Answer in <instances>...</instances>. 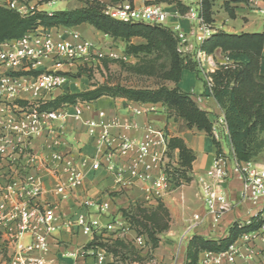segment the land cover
Returning <instances> with one entry per match:
<instances>
[{
    "label": "built area",
    "instance_id": "2783aa9c",
    "mask_svg": "<svg viewBox=\"0 0 264 264\" xmlns=\"http://www.w3.org/2000/svg\"><path fill=\"white\" fill-rule=\"evenodd\" d=\"M86 5L94 0H76ZM102 4L105 15L124 22L162 25L170 28L180 41V51L187 42V34L179 23L172 24L174 19L186 17L195 23L190 32L196 43L200 45L217 30L214 24H207L200 16V6L186 15L169 12V6L163 2L145 0L142 6H137L135 0H97ZM229 6L236 9L239 4L258 11L264 15V0H227ZM48 3H53L49 0ZM201 3V1H200ZM226 3V2H225ZM0 5L27 14L34 7L27 5L25 0H0ZM184 53V52H183ZM206 53L198 49L195 59L199 69L205 72L206 93L211 95L213 80L210 76L215 70H208L211 64ZM118 54L114 49L101 51L98 45L85 39L77 32H71L68 37L63 34H51L46 31L30 32L21 39L6 41L0 44V264H59L57 258L52 256L53 247L59 248L60 243L54 238L58 229V216L56 204H41L40 198L44 192V183L40 175L34 170L42 165L48 168L50 160H54L63 167L65 180L58 181L53 194L62 200L84 185V173L77 163L61 155L55 148V143L45 145L41 152H36L33 143L36 139L47 138L55 132V125L63 127L70 115L67 107L60 109L41 110V107L53 98L56 90L69 88L73 76L55 70L42 69L45 60L61 64L90 66V63L100 64L104 60H114ZM225 64H228L225 58ZM218 68V67H217ZM148 110L138 111V114L148 113ZM83 110L76 106L74 117L81 118ZM104 112L99 113L103 118ZM89 132L94 134L96 127L102 126L107 130L104 122L89 121ZM108 133H105V139ZM169 137L163 131L151 127L147 129L143 138L138 141L123 140L119 147H108L104 158L107 162L105 168L113 171L116 157L125 156L135 151L132 164L126 170L117 172V180L121 185H132L136 181L152 182L147 192L156 198H162L171 191L173 183L169 172L176 166L168 154ZM164 147V151L153 154L152 148ZM154 158V163L148 158ZM233 164L234 170L242 181L241 198L258 207L264 212V163H239L223 153L216 156L210 168L199 177V182L205 185V202L215 221L220 219L221 209L228 206V198L224 192L211 191L206 180L224 182L229 178V167ZM91 168L97 171L101 162L93 160ZM160 171L158 178H153L154 170ZM59 167L55 174L58 175ZM128 177H124V175ZM83 206L88 208L96 206L100 213L109 209L108 203L86 200ZM256 214V215H257ZM254 215V216H256ZM199 220V216H195ZM250 220V219H249ZM249 220L246 221L249 223ZM77 230L86 236V244L76 245L64 251L63 256L71 258L73 264H86L87 259L92 264H106L109 256L106 248L98 243L107 238V233H117V239H124L129 231V225L121 221H112L106 225L92 218L87 213H80L74 221H69ZM264 225L260 230L243 235V253L237 242L226 252L207 253L215 255L217 264H237L236 259H259L263 253L258 251L254 243L262 237ZM143 237H138L141 242Z\"/></svg>",
    "mask_w": 264,
    "mask_h": 264
},
{
    "label": "crops",
    "instance_id": "0c3cea01",
    "mask_svg": "<svg viewBox=\"0 0 264 264\" xmlns=\"http://www.w3.org/2000/svg\"><path fill=\"white\" fill-rule=\"evenodd\" d=\"M30 7H37L38 10L53 12L49 7L53 3H40L42 0H25ZM65 4V10H72L82 6L76 0H62ZM145 0H135L137 6H142ZM227 0H218L219 5L224 4ZM168 10L173 15L172 9ZM236 14H239V32L235 31L232 26L214 23L217 30H222L231 34L240 33H264V15L258 11L249 9L242 4L236 9ZM179 23L182 30L187 34V42L182 47L185 54L196 55L199 45L196 43L190 30L195 27V23L188 22L187 19H174L172 24ZM46 31L51 34H63L68 37L71 32L81 34L85 39L100 45L109 43L113 39L96 31L88 25H82L72 29H43L40 28L37 32ZM109 38L110 40H106ZM118 42H121L118 40ZM135 44L145 43L141 38L132 40ZM124 44L123 42H121ZM264 56V49H263ZM211 64L208 65V70L217 69L218 65L225 64V57L221 50H216L213 55H206ZM42 69L61 71L73 76L69 83V88L66 90H56L53 92V97L61 95L65 91L77 93L91 88L87 78H77L75 74L79 70V65L61 64L57 66L54 61L45 60L41 67ZM198 79L203 80V89L197 92V85L193 81V75ZM185 71L179 83V87L185 91L191 89L194 100L201 109L207 112L208 118L214 123V133L217 140L221 143L223 152L229 156L233 162L235 161L234 152L230 143L227 128L224 122V112L216 103L214 98L206 93L205 72L201 71L190 72L188 78L183 83ZM79 82V84L77 83ZM75 86L76 90L73 89ZM79 86V87H78ZM79 106L83 110L81 118L74 117V109ZM69 116L64 122L63 127L55 125V132L51 133L47 138L36 139L33 147L36 152H41L45 145L55 143L57 151L66 156L68 159L74 160L79 168L84 173V185L71 193L66 199H61L53 194V190L58 181L65 180L63 167L58 165L54 160H50L48 168L39 165L34 172L40 175L44 183V192L40 198L41 204H56L58 216V229L54 234V238L59 241L60 247H53L52 256L57 258L59 264H73V260L63 256V252L73 248L76 245L86 244L89 239L81 234L77 228L69 221H74L80 213H87L92 218L98 219L102 225H106L112 221H121L125 225L128 223L123 219L120 210L128 209L131 205L137 203L146 206H156L158 202H162L171 214L170 229L163 233L160 238V246L154 250L153 259L150 262L142 264H186V246L188 241L195 235L203 236L209 239H219L227 234L229 227L235 221H248L251 217L257 214L259 208L253 206L248 201H243L241 198L242 181L234 170L233 164L230 165L229 178L224 182L213 181L207 179L206 184L209 185L211 191L224 192L228 198V206L221 209L220 219L215 221L214 215L210 213L208 205L205 202V185L199 182V177L203 175L212 165L215 158V147L213 140L205 132L197 129H190L187 122L182 118H175L162 104H143L133 101H128L122 98L101 97L93 102L78 103L67 107ZM148 110V113L138 114V111ZM104 112L103 118L99 117V113ZM104 122L107 128L98 126L94 134L89 132L87 123L89 121ZM151 127L157 131H163L169 138L176 137L182 139L185 144L193 150L196 159L192 164L190 183H183L179 187L173 186L171 191L165 194L162 198H156L147 192V188L152 182L136 181L132 185H121L118 183L117 172L120 170L126 171L132 164L135 156V151H130L125 156L116 157L115 168L109 171L105 168L107 162L104 155L108 147L117 148L123 140L140 141L147 129ZM108 137L105 139V133ZM223 138L221 139V133ZM224 144H227V148ZM164 151V147L157 146L150 150V153ZM101 162V168L97 171L92 170L91 163L93 160ZM172 159L175 163L179 160V151L172 153ZM148 162L154 163V158L149 157ZM59 167V174H55L56 168ZM160 171L154 170L153 178H158ZM128 177V175H124ZM86 200L94 202L108 203L109 209L105 213H100L96 206L84 207L83 203ZM199 216V220L195 216ZM133 231H129L126 236H132ZM113 239L117 240V233H112ZM134 238V237H133ZM125 241L127 240L120 239ZM142 240L146 239L143 237ZM130 244V243H129ZM133 245H137L133 242ZM243 242L237 241V246L242 247ZM255 248L263 253V257L259 259L245 260L237 258V264H264V233L254 243ZM215 255L207 256L202 253L199 256V264H217ZM114 257L109 254L106 264H115ZM91 259H87L86 264H92ZM131 264H141L133 262Z\"/></svg>",
    "mask_w": 264,
    "mask_h": 264
},
{
    "label": "trees",
    "instance_id": "16d2710c",
    "mask_svg": "<svg viewBox=\"0 0 264 264\" xmlns=\"http://www.w3.org/2000/svg\"><path fill=\"white\" fill-rule=\"evenodd\" d=\"M217 1L201 0L200 16L207 24L214 23L213 10ZM168 3L176 5L178 12L183 16L190 11V7L181 0H169ZM224 7L231 18H236V11L228 2L224 3ZM82 25H88L115 41L123 42L126 56L153 57V65L143 67L140 64L136 70L140 74L172 83L174 87L161 85L154 89L130 88L95 83L85 91L77 93L65 91L47 101L41 110H56L78 103H89L104 96L143 104H162L176 119H184L190 129L205 132L211 137L216 156L224 153L221 143L214 134V123L209 120L207 112L199 107L192 93L179 87L184 71L198 73L200 69L195 56L180 51V41L170 28L113 19L104 14L102 4L97 0L72 10L47 12L34 7L27 14L0 5V44L21 39L25 34L40 28L72 29ZM134 38H141L145 43L135 44L132 42ZM263 49L264 33L231 34L222 30H216L199 45V50L207 55H213L216 50H221L228 61L226 65H218L210 74L213 80L211 96L224 112V122L234 157L239 163L255 162L264 150ZM82 76L91 78V75L80 67L75 77ZM176 150L179 151V160L169 175L173 186L179 187L192 181L190 173L196 156L182 139L171 137L168 142L169 156L172 157ZM121 215L138 237L146 239L152 251L160 246V236L171 226L170 212L162 202H158L154 207L137 203L122 210ZM263 225L264 212H260L251 217L249 223L235 221L222 238L193 236L186 246V264H199V256L202 253L226 252L243 235L256 232ZM96 244L98 243L93 245ZM118 249L127 252L121 264L145 261L132 245L119 240L107 249L115 261L119 256Z\"/></svg>",
    "mask_w": 264,
    "mask_h": 264
},
{
    "label": "rangeland",
    "instance_id": "374dc122",
    "mask_svg": "<svg viewBox=\"0 0 264 264\" xmlns=\"http://www.w3.org/2000/svg\"><path fill=\"white\" fill-rule=\"evenodd\" d=\"M49 0H42L40 3H46ZM154 2H162L166 3L169 7H173V13H175V16L178 12L176 5H171L168 3L169 0H153ZM200 1L201 0H181V2L187 6L190 7V11L197 10L198 7L200 6ZM65 4L62 0H57L55 4L49 9L51 11H58V10H65ZM214 23L219 22L220 24H225L227 26H232L235 31L239 32V21L236 22V19L239 18V14H236V18H231L227 12V10L224 7V4L219 5V3H216V6L214 7ZM180 15V14H179ZM181 16V15H180ZM186 19V17H184ZM188 20V19H187ZM188 22L191 23V21L188 20ZM213 23V24H214ZM106 40H110L109 38H106ZM124 47L125 45L122 44L121 42L118 41H111L109 43H103L98 46V48L101 51L107 52L110 49H114L116 53L118 54V58L114 60H104L100 64H93L90 63V66L85 65L84 69L86 72L91 75L89 76H82L84 78H87L89 81V85L91 86L92 84L95 83H109L110 85H121L125 87H130V88H150L154 89L157 88L161 85H166L170 88L174 87V84L169 83V82H164L158 77H153V76H147L140 74L137 70L136 67L138 65H143V67L147 65H153V57H142V58H135V57H129L126 56L124 53ZM161 61L159 62V64ZM192 72L189 70L185 71L184 77H183V83H185V80L188 78V74ZM78 73V72H77ZM77 73L75 76H77ZM82 77H77V78H82ZM193 81L196 83L197 87V92H200L203 89V80L198 79L194 73L193 75ZM79 84V82H77ZM79 87V86H78ZM73 89L76 90L75 86H73ZM183 90V89H182ZM189 92L191 93V89H188ZM185 91V90H184ZM215 134V133H214ZM223 132L221 133L220 138L222 139L223 137ZM216 136V135H215ZM225 147L227 148V144H224ZM227 155V154H226ZM258 163H264V150L263 152L256 158L255 160ZM158 204V203H157ZM150 207V206H149ZM154 207V206H152ZM122 210L121 209L120 213ZM171 215V214H170ZM112 233H107V238H102L104 241L100 240L97 245L109 249L113 243L117 240L123 241L120 239H113ZM134 237V238H133ZM126 240L130 245L134 247V249L138 252V254L145 258L144 262H150L154 257V251L150 249V247L147 245V241L142 240L141 242H138V236L135 234L133 231L132 236H125ZM133 242H135L137 245H133ZM108 251V250H107ZM119 256H117V261L114 259V263L121 262L123 261L122 258H124L125 253H127L124 249H118ZM109 253V252H108ZM110 254V253H109ZM113 256V255H112ZM142 262V263H144ZM115 263V264H116ZM141 263V264H142ZM127 264H131V262H128Z\"/></svg>",
    "mask_w": 264,
    "mask_h": 264
}]
</instances>
